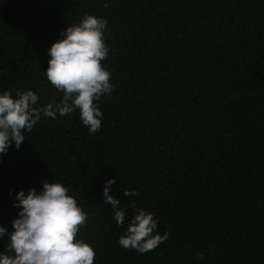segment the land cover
<instances>
[{"label":"trees","instance_id":"16d2710c","mask_svg":"<svg viewBox=\"0 0 264 264\" xmlns=\"http://www.w3.org/2000/svg\"><path fill=\"white\" fill-rule=\"evenodd\" d=\"M85 13L108 22L101 128L41 113L0 154V225L12 230L17 191L53 180L88 214L76 238L94 264H264V0H0V92L59 102L47 49ZM139 209L169 233L143 254L117 243Z\"/></svg>","mask_w":264,"mask_h":264},{"label":"clouds","instance_id":"9594fccd","mask_svg":"<svg viewBox=\"0 0 264 264\" xmlns=\"http://www.w3.org/2000/svg\"><path fill=\"white\" fill-rule=\"evenodd\" d=\"M105 18L85 13L76 23L67 25L59 38L47 49L46 79L63 95L42 108L34 107L38 95L31 89L0 92V154L10 146L19 150L41 117L55 119L74 110L89 133L101 128L103 113L97 102L113 90L110 72L102 66L109 48L104 34ZM114 178L104 182L102 199L111 205L117 226L125 223L126 211L109 193ZM125 196H135L134 189H123ZM69 189L58 181H42L38 191L30 188L15 193L13 207L17 217L11 231L0 225V241L7 237L6 251H0V264H94L95 250L83 239L76 238L87 221V213L69 195ZM158 221L151 212L137 210L127 222L117 243L139 253L150 252L168 239L169 233L157 231ZM203 255V254H201Z\"/></svg>","mask_w":264,"mask_h":264}]
</instances>
